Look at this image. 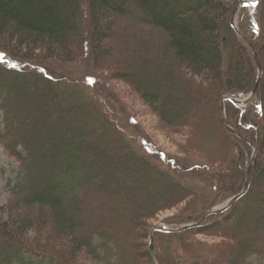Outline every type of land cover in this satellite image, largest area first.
Listing matches in <instances>:
<instances>
[{"label": "trees", "instance_id": "1", "mask_svg": "<svg viewBox=\"0 0 264 264\" xmlns=\"http://www.w3.org/2000/svg\"><path fill=\"white\" fill-rule=\"evenodd\" d=\"M243 1L0 0V56L9 59H0V142L23 161L11 182L15 201L0 216V264H157L153 233L165 209L189 202L167 221H198L245 189L256 147L244 136L261 147L250 193L200 227L159 232L158 253L162 264L264 258V83L250 101L229 100L241 135L224 115L225 97L251 93L261 75L234 23ZM133 25L144 35L164 32V60L141 49L151 39L135 51L122 39ZM241 27L264 58V0L243 8ZM87 58L112 85L132 84L170 131L188 136L201 161L193 170L213 186L212 197L155 158L185 170L178 155L149 137L142 150L95 86L44 68ZM203 233L218 238L212 256Z\"/></svg>", "mask_w": 264, "mask_h": 264}, {"label": "rangeland", "instance_id": "2", "mask_svg": "<svg viewBox=\"0 0 264 264\" xmlns=\"http://www.w3.org/2000/svg\"><path fill=\"white\" fill-rule=\"evenodd\" d=\"M122 34L123 40L124 38H129L130 41L134 43V51L139 50L144 46L145 39H151L150 46H146L141 49L143 52H154L155 54L156 52H159L161 57L159 56L157 58L164 60L166 48V35L164 32H151L144 35L143 31L133 25L129 28H125V30L122 31ZM0 59L5 61L9 60L2 56H0ZM44 65V68L58 69L65 74L73 75V77L75 76L83 82H88L89 84L95 86V88H93V92L102 96V100L106 104L107 109L113 116H116L121 125L126 127L127 132H129V134L137 140V143L142 150L146 151V138L149 137L163 147L164 150L178 155V158L181 160L180 163L186 167L185 170L183 169L180 171L177 167H174L173 164L166 163L158 155H156L155 158L160 163L164 162L165 164H163L167 168L172 169L182 180L196 187L202 193L210 192L209 195L212 197L213 194H211V192L214 190L213 186L209 182H205L197 170H193V167L198 165L201 161L198 157H196V154L193 151L191 152L189 150L186 143L188 136L183 132L174 133L170 131L164 123L161 115L153 110L151 105L138 93L132 84H129L124 80L117 79L114 80L115 86L112 85L104 78L102 73L96 69L92 58H87L73 63H64L59 61L44 63ZM2 111L3 110L0 108V112ZM102 150L105 152L107 147L103 146ZM136 165L135 169L138 171L142 162H139ZM22 167L23 161L18 156L14 155L5 143L0 142V216L6 214L5 208L3 207L15 201V194L12 189L11 182L12 180H18ZM154 179L155 181L162 179V182L165 185L168 186L169 184L166 183L168 179L164 175H156L154 176ZM46 180L47 176L39 178L38 188H40ZM206 199H208V197L205 195L204 203L206 202ZM187 203L189 202H184L183 206L177 205L165 209L158 218L159 224L169 222L167 221V218H174L184 213L185 208H190L191 206L190 203ZM197 204L199 208L203 205L201 202H198ZM243 219L247 221L248 217L244 216ZM198 237L202 239L203 242L207 243L205 244V251L207 249L206 253L212 256L218 243L217 236L203 233ZM219 239L222 240L221 238ZM252 260L257 264H264V258L259 255L253 257ZM88 263L94 264V260L89 259ZM223 264L232 263L227 261Z\"/></svg>", "mask_w": 264, "mask_h": 264}, {"label": "water", "instance_id": "3", "mask_svg": "<svg viewBox=\"0 0 264 264\" xmlns=\"http://www.w3.org/2000/svg\"><path fill=\"white\" fill-rule=\"evenodd\" d=\"M263 0H244L239 7L237 8L234 16V23L238 30L242 33V35L250 42V44L253 46L255 49L257 56L260 61V67H261V75H260V80L258 87L252 91L247 97H243L241 95H235V94H229L225 97L224 99V115H225V122L233 129L235 130L236 133L241 135V132L235 128V126L232 124L231 119H230V112H229V100H234L236 102H245V101H250L256 97H258L262 93L263 89V83H264V58L261 55V52L255 42L247 35V33L242 29L241 23H240V16L243 8L246 5H255L257 7H260L262 4ZM245 138L249 139L256 147V153L253 159V163L251 165L250 171H249V180L248 183L245 187V189L233 197H231L225 204H220L218 206H215L211 208L208 213L200 220L198 221H193V222H188V223H169V222H163L160 223L154 230V239H153V254L156 259L157 264H162L159 253H158V233L159 232H177V231H185L193 228L200 227L203 225L209 218L217 213L225 212L229 209H231L234 205H236L239 201H241L244 197H246L250 191L253 188L254 182H255V173H256V166H257V161L258 157L260 154V145L250 139L247 136H244Z\"/></svg>", "mask_w": 264, "mask_h": 264}]
</instances>
